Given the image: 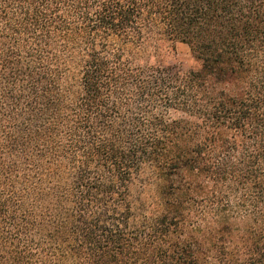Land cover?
Returning <instances> with one entry per match:
<instances>
[{"label":"trees","instance_id":"1","mask_svg":"<svg viewBox=\"0 0 264 264\" xmlns=\"http://www.w3.org/2000/svg\"><path fill=\"white\" fill-rule=\"evenodd\" d=\"M0 264H264V0H0Z\"/></svg>","mask_w":264,"mask_h":264},{"label":"rangeland","instance_id":"2","mask_svg":"<svg viewBox=\"0 0 264 264\" xmlns=\"http://www.w3.org/2000/svg\"><path fill=\"white\" fill-rule=\"evenodd\" d=\"M162 63L170 73L186 72L197 65L190 54L188 46L181 42L174 44L173 51L165 56Z\"/></svg>","mask_w":264,"mask_h":264}]
</instances>
